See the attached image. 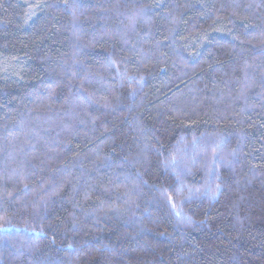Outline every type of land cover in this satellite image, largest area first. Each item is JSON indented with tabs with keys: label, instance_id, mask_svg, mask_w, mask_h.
I'll return each instance as SVG.
<instances>
[{
	"label": "trees",
	"instance_id": "trees-1",
	"mask_svg": "<svg viewBox=\"0 0 264 264\" xmlns=\"http://www.w3.org/2000/svg\"><path fill=\"white\" fill-rule=\"evenodd\" d=\"M0 264H264V0H0Z\"/></svg>",
	"mask_w": 264,
	"mask_h": 264
}]
</instances>
